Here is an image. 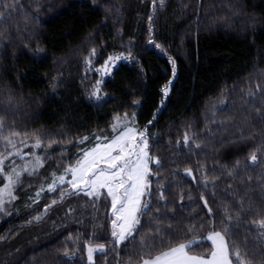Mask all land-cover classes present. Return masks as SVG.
Masks as SVG:
<instances>
[{"label": "trees", "instance_id": "obj_1", "mask_svg": "<svg viewBox=\"0 0 264 264\" xmlns=\"http://www.w3.org/2000/svg\"><path fill=\"white\" fill-rule=\"evenodd\" d=\"M92 49L96 55L86 64ZM115 54L130 59L101 82L98 100L90 95L100 80L95 69ZM123 114H135V127L147 129L150 155L161 165L158 172L150 165L152 211L142 223L161 216L160 227L171 233L167 243L193 242V254L210 255L209 230L223 227L229 202L233 219L240 215L243 199L247 219L235 229L237 240L247 241L254 264H264V247H254L260 241L250 223L258 212L264 215V181L259 179L264 153H257L258 166L249 163L251 152L264 146V0H155V6L153 0H0V117L3 136L16 142V148L6 149L0 138V153H32L35 137L44 138L36 149L44 166L20 178L11 191L15 200L9 195L3 200L0 264H87L88 241L95 246L111 240L106 191L90 199L65 185L62 197L59 189L48 191V184L53 173L61 174L82 150L97 144L95 136H111L114 118ZM12 130L21 135L12 137ZM84 137L90 139L78 143ZM51 140L57 142L49 147ZM12 159L21 162L14 156L6 166ZM237 162L239 175L228 177L225 169ZM6 182L0 175V187ZM202 194L213 209L214 224ZM245 229L252 234L245 237ZM148 235L144 228L136 243ZM131 249L106 244L94 264H118V257L119 264H137L129 260Z\"/></svg>", "mask_w": 264, "mask_h": 264}, {"label": "snow or ice", "instance_id": "obj_2", "mask_svg": "<svg viewBox=\"0 0 264 264\" xmlns=\"http://www.w3.org/2000/svg\"><path fill=\"white\" fill-rule=\"evenodd\" d=\"M163 2V0H162ZM155 6V0H153ZM4 8H10V5L5 3ZM152 17H149L151 21ZM151 31V29H150ZM149 43H153L149 39ZM160 47L159 44L156 45ZM96 55V49H92L88 57L85 58L86 64H91V58ZM121 57L109 56L105 61L103 71L108 73L110 71L109 65L114 60H118ZM173 65V75L175 76V61L169 58ZM100 71V69H97ZM101 82L96 81V85L90 92L92 97L100 99L101 96ZM171 84V81H169ZM163 94L166 97L168 95V86L163 89ZM251 95V93H250ZM11 102V97H9ZM163 103V101H162ZM156 119L153 116V120L148 123L151 125ZM136 116L129 119L127 114L123 117H116V122L113 124L112 131L115 133L111 137L108 135L95 136L97 143L95 147L90 150H82L83 155L77 158L76 165L64 169L63 174L53 173V180L48 184V191L56 192L58 189L61 191V196L67 191L63 185H67L74 194H80L89 196V198H100L101 191L104 190L107 196L111 198V214L113 219L111 220V240L105 243H97L95 247L92 246V241H88L87 244V258L89 264H93V254L96 252L103 253L106 250V244L114 247L116 250H120L121 246L127 248L128 245L132 246L133 256L129 257V260H136L137 264H254L251 257L248 256L247 241L244 243H238L237 237L240 233L235 229L241 228L244 221L247 219L242 214L248 209L245 207V201L240 200V208L237 210L240 215H237L233 219L232 211L234 205L229 202V207L223 209L224 216L222 219L223 227L220 230H216L215 227L211 228L206 236V240L211 242L210 255L207 254H193L191 249L193 248V242L183 243L178 242L175 245L166 242V237L170 236V232H166L160 227V223L163 220L161 216H151L146 223H142L144 216L152 211V205L150 203L151 196L154 195L151 190V181L149 177L153 175L154 170L150 167L151 164L157 165L155 171H159L161 167L160 161L150 155L151 146L149 144V136L147 135V129L139 130L135 127ZM5 124L3 118L0 117V138L5 141L6 149L8 146L16 148V142L9 137L3 136V130ZM21 133L12 130V137H19ZM27 135V134H25ZM43 137L36 136L35 143L32 145L34 149H40L43 142ZM89 137H84L78 143H83L89 140ZM244 139V137H241ZM57 141H49L48 146L56 143ZM24 147H29L26 141H21ZM190 143V137L185 134L184 144L188 146ZM199 147V145H197ZM264 153V146L251 152L249 157V163L253 166H258L259 158L257 153ZM31 155L34 157V163L24 160L25 156ZM16 156L24 161V167L18 170V165L15 160H11L10 164L6 166L5 162L10 157ZM31 164V170L29 165ZM42 158L33 151L32 153H24L23 149H17L15 152L5 151L0 153V175H3L7 179L5 189L0 191V212L6 211L3 206L4 192L13 188L20 182V177L23 173H27L29 176L38 172L39 168H42ZM245 168L248 165H244ZM226 175L235 179L239 175V162L234 169H225ZM187 176H192L191 169H185ZM70 174V179L66 177ZM249 180L252 177H248ZM261 181H264V174L259 177ZM59 181V184L57 183ZM209 185L208 176H204L205 190ZM213 188H217L218 185L212 184ZM229 188L233 187V184L229 182ZM251 189V184H249ZM43 191V188L41 189ZM41 191H38L35 196L39 197ZM7 194L12 200L16 199V196L12 195L10 191ZM229 195L236 197L237 192L231 191ZM165 191L160 193V200H164ZM31 199V197H30ZM183 199V197H181ZM200 199L204 202V207L208 209V216L211 218L212 223H215V217L213 215V209L209 205V201L202 194ZM56 201L53 200V204ZM250 203V202H249ZM51 205L46 206L50 208ZM157 212L160 210V206H156ZM260 210H264V205L260 206ZM174 219V217H173ZM152 221H157L155 227L152 226ZM250 223L255 226V234L260 241L258 246L264 247V215H260L253 218ZM203 225H201V228ZM148 229V238L141 237L139 244L136 243V236L144 230ZM194 231V229H189ZM245 237L251 235L252 232L249 229H245ZM66 257L69 256L67 249L64 252ZM119 264V257H118Z\"/></svg>", "mask_w": 264, "mask_h": 264}, {"label": "rangeland", "instance_id": "obj_3", "mask_svg": "<svg viewBox=\"0 0 264 264\" xmlns=\"http://www.w3.org/2000/svg\"><path fill=\"white\" fill-rule=\"evenodd\" d=\"M112 57H121L120 59H118V60H114L113 62H111V64L109 65V68H110V71L108 72V73H105L104 71H103V66L104 65H102V67H98L97 69H100V71H97V69H95V72L98 74V77H99V79L101 80V81H103L104 79H106V78H108V77H110L111 76V74L113 73V71L119 66V64L120 63H122V62H128L129 61V57H127L126 55H122V54H115V55H112ZM105 64V63H104ZM94 71V70H93ZM125 114H123V115H121V116H119V117H123ZM127 116L129 117V119L133 116V115H130V114H127ZM117 117V116H116ZM116 117L114 118V121H113V124L116 122ZM113 124H112V126L110 127V135L111 136H109V138L111 139V137L113 136V135H115V133H113V131H112V127H113ZM97 143H100V141H97ZM93 147H95V146H93ZM92 147V148H93ZM9 148H11V147H9ZM91 149V148H90ZM90 149H87V150H90ZM39 150V149H38ZM34 151L42 158L43 156V154L41 153V152H39V151H37L36 149H34ZM11 152H14L13 151V149L11 150ZM28 153V152H27ZM82 155H83V152H81V154L79 155V157L78 158H80V157H82ZM14 156H12V157H10V159L11 158H13ZM16 157V156H15ZM19 160H21L19 157H17ZM13 160V159H12ZM24 160H27V161H30V162H32V163H34L35 161H34V157H32L31 155H29V156H25L24 157ZM77 160V159H76ZM76 160H74L73 162H70L69 164H67L68 166L67 167H69L70 165H72V166H75L76 165ZM42 161L44 162V158H42ZM11 162V161H10ZM19 164V165H18ZM17 165L19 166L18 167V170H20V169H22L23 167H24V161L23 160H21V162L20 163H18ZM67 167H65V168H67ZM29 170H31V164L29 165ZM64 173V169H63V171H62V173L61 174H63ZM25 174H27V173H23L22 174V176L23 175H25ZM22 176L20 177V178H22ZM71 177H70V174L66 177V179H70ZM57 183L59 184V181H57ZM7 184V182L2 186V187H0V191H3L4 189H5V185ZM66 185V184H65ZM65 185H63V186H65ZM15 187V186H14ZM13 187V188H14ZM13 188H11V189H8L7 191H13ZM69 189V188H68ZM7 191H5L4 192V196H3V200L4 199H7L8 198V194H7ZM93 246V245H92ZM93 247H95V246H93ZM98 253H100V252H96V253H94L93 254V264H94V257H95V255L96 254H98ZM86 262H87V264H89V262H88V258H87V250H86Z\"/></svg>", "mask_w": 264, "mask_h": 264}]
</instances>
